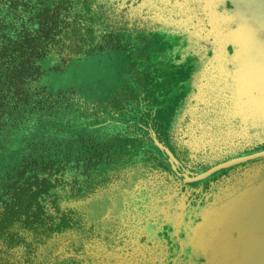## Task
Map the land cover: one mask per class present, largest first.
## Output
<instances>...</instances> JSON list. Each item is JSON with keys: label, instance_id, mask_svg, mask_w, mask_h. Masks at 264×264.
Here are the masks:
<instances>
[{"label": "rangeland", "instance_id": "obj_1", "mask_svg": "<svg viewBox=\"0 0 264 264\" xmlns=\"http://www.w3.org/2000/svg\"><path fill=\"white\" fill-rule=\"evenodd\" d=\"M1 1L9 8L15 0ZM84 1L74 3L95 31V50L78 53L77 38L69 33L63 53L47 63L45 82L52 92L91 88L101 100L117 99L110 109L116 118L122 115L119 121L141 117L146 123V148L138 145L126 162L93 173L90 179L102 175L104 181L92 193L86 188L88 177L79 178L74 187L66 184L54 190L52 196L62 209L80 213L79 227L31 246L2 247L0 264H109L136 254L126 234L132 244L149 245L142 253L150 255L152 245L164 240L177 243L162 229L166 226L152 228L151 236L142 232L153 227L154 219L160 222V207L172 186L185 187L178 163L196 174L264 149V110L248 108L245 97L235 96L240 65H246L245 70L256 61L243 63V55H235L238 47L223 42L224 33L236 27L229 18V1L221 0L212 9L217 19L211 16L210 0H88V5ZM104 35L112 36L110 45H105ZM175 41H182L181 49L192 54L179 50L172 54ZM244 77L248 80L250 72ZM261 181L264 159L187 186V223L196 227L219 193ZM46 208L53 211L49 199ZM228 253L243 261V253L257 251L236 248ZM137 263L144 264L139 258Z\"/></svg>", "mask_w": 264, "mask_h": 264}, {"label": "trees", "instance_id": "obj_2", "mask_svg": "<svg viewBox=\"0 0 264 264\" xmlns=\"http://www.w3.org/2000/svg\"><path fill=\"white\" fill-rule=\"evenodd\" d=\"M69 33L78 53L95 50V31L74 0H15L9 8L0 0V249L77 229L80 213L62 209L52 192L146 148V123L119 121L110 109L117 99L108 105L91 88L49 90L47 63L63 53ZM111 37L103 36L105 45ZM103 181L96 176L86 188Z\"/></svg>", "mask_w": 264, "mask_h": 264}, {"label": "water", "instance_id": "obj_3", "mask_svg": "<svg viewBox=\"0 0 264 264\" xmlns=\"http://www.w3.org/2000/svg\"><path fill=\"white\" fill-rule=\"evenodd\" d=\"M220 1L210 0L209 10L215 19L217 14L213 10ZM227 1L231 4L230 12H232L229 18L234 20L236 27L224 33L223 42H231L238 47L235 55H243L245 58L243 63L246 64L247 60L252 58L256 61L254 64H248L249 68L245 70L242 69L243 65H240L235 78L237 86L235 96L245 97L246 107L263 111L264 0ZM216 31L221 36V32L217 29ZM247 71L250 72L248 80L244 77ZM251 80L254 83L250 84ZM258 159H264V149L228 159L203 172L190 174L191 177L187 181H203L215 173ZM195 228L189 236V241L196 245H209L211 248L222 249L224 264H264V181L236 186L219 193L216 201L203 211L201 221ZM236 248H256L257 253H243L244 260L237 261L235 256L228 253ZM213 259L222 260L219 251ZM208 261L209 264H215L213 260Z\"/></svg>", "mask_w": 264, "mask_h": 264}, {"label": "flooded vegetation", "instance_id": "obj_4", "mask_svg": "<svg viewBox=\"0 0 264 264\" xmlns=\"http://www.w3.org/2000/svg\"><path fill=\"white\" fill-rule=\"evenodd\" d=\"M181 32L188 34L194 42L198 40L197 36H192V34L186 29H181ZM181 42L175 41V50H172L171 53L173 54L174 51L179 50L180 52L182 51L184 55H188L189 53L192 54V52H189V49H181ZM187 42L188 44L193 43L191 39H187ZM177 169L178 172L183 175L180 181L182 184L184 183L185 187H180L178 185L172 186V193L167 195V197H164L165 202L160 207L162 209L161 211H159V215L162 214L160 222L157 223L158 220L154 219L152 222L153 227L145 230L144 233L146 234H143L142 232V235L144 236H151V234H149V231H152V228H158V225H162V227L166 226V228H161L166 230L168 234H172L173 236H175L177 243H167L166 240H164L165 242L159 243L157 245H152L150 249L151 252H148L150 255H148L146 253H142V249L144 248V250H146L147 252V248H145V246L147 247L149 245H143L141 243L132 244L131 237L126 234V236L129 238L130 245L133 246V252H136V254L132 256L129 254V256L126 257L125 260L121 259L109 264H136L138 262V258L139 261L143 262L144 264H146L145 261L147 260H149L151 264H209L208 260H213L215 264H224L222 249L219 250L216 248H211V246L209 245H196L189 241V236L196 228L194 226H189V224L187 223V221H190L188 215V212L190 210V206L188 203V194L190 192V189H188L187 186L191 184L201 183L203 181H206L207 179L201 182H188L187 179L191 177L190 174H192V172L188 171V169L180 163H178ZM185 175L187 176L186 178ZM127 239L126 241H128ZM218 251L220 252L222 260L213 259V256L217 254ZM137 252L139 253V255Z\"/></svg>", "mask_w": 264, "mask_h": 264}, {"label": "bare ground", "instance_id": "obj_5", "mask_svg": "<svg viewBox=\"0 0 264 264\" xmlns=\"http://www.w3.org/2000/svg\"><path fill=\"white\" fill-rule=\"evenodd\" d=\"M249 82H252V80L251 81H249ZM253 83H254V81H253ZM239 91V90H238ZM248 101H250L249 99H248ZM248 101H247V104H248ZM254 110V109H253Z\"/></svg>", "mask_w": 264, "mask_h": 264}]
</instances>
